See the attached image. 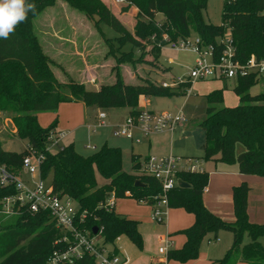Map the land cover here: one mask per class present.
I'll list each match as a JSON object with an SVG mask.
<instances>
[{
    "label": "trees",
    "instance_id": "trees-1",
    "mask_svg": "<svg viewBox=\"0 0 264 264\" xmlns=\"http://www.w3.org/2000/svg\"><path fill=\"white\" fill-rule=\"evenodd\" d=\"M222 24L206 22L204 13L208 0H128L142 18L134 33L116 17L103 0H26L35 5L27 18L18 23L8 38L0 37V113L8 116L15 127L14 135L28 141V146L45 155L41 174L59 196L74 199L83 218L82 225L90 231L100 230L106 244H114L122 236L138 248L144 242L139 222L116 213L119 199H135L147 205L161 193L155 179L130 174L123 169V152L119 147L105 144L90 156H83L74 144L57 152L48 151L49 138L56 132L57 119L47 128L38 120L40 113L57 112L60 104L83 102L98 110L128 108L130 115L139 112L140 101L150 97L187 96L193 86L190 78L183 79L175 88H165L150 79L139 84H126L117 74L113 85H103L98 90L84 85H71L70 94L61 93L63 85L57 80L51 61L35 31V20L48 8L63 2L95 23L113 28L117 40L134 48L145 50L146 41L156 35L150 53L159 60L166 42L163 34L172 40L199 36L206 44H217L218 39L231 30L238 56L242 60L251 55L264 57V0H223ZM158 15L164 17L158 23ZM145 18V19H143ZM261 81L255 76L239 79L234 92L240 98L236 107L224 105L227 87L214 90L206 96L207 117L200 123L205 132V161L237 164L243 175L264 177V94L252 96L250 91ZM244 150L238 152V146ZM28 154L4 150L0 144V165L19 174L23 159ZM196 159V158H193ZM133 169L139 166L133 156ZM97 172L107 180L99 186ZM179 177L190 188H177L170 193V208H183L195 215L194 225L181 231L187 237L184 246L168 254V260L189 262L200 256L201 245L206 237L217 238L222 231L233 235V242L224 257L213 264H264V224L252 223L248 215V199L251 188L247 183L234 187L233 207L235 221L228 222L209 210L203 201L208 187L209 174L180 173ZM140 181L143 186H136ZM16 193L14 187H0V202ZM115 196V206L105 207ZM1 208V206H0ZM6 223V224H5ZM246 235L249 243L245 244ZM62 236L56 221L48 212H22L19 216L2 218L0 221V264H46L58 248ZM75 264H95L94 258L85 256Z\"/></svg>",
    "mask_w": 264,
    "mask_h": 264
},
{
    "label": "rangeland",
    "instance_id": "rangeland-1",
    "mask_svg": "<svg viewBox=\"0 0 264 264\" xmlns=\"http://www.w3.org/2000/svg\"><path fill=\"white\" fill-rule=\"evenodd\" d=\"M103 1L128 30L134 33L138 21L142 19L139 16L138 9L128 3L121 4L117 0ZM223 5V0H208V6L204 13L207 23L218 26L222 24ZM156 20L158 23H162L164 17L158 15ZM34 26L41 45L50 58L53 73L63 85L60 91L67 95L70 94L71 85L82 84L87 89L92 90H98L103 85H113L118 78L117 74L122 82L126 84L136 85L143 79H150L157 84L166 82L169 85H173L180 79L189 78L196 60V55L191 50H178L172 46L163 47L161 58L157 60L150 53L152 44L157 40L156 35H153L149 41L144 42L146 46L145 50L134 48L130 44H124L123 41L117 40L119 34L110 26L104 23H95V20L87 18L63 2H59L56 6L45 10L35 20ZM230 35L231 30L228 28L225 36L229 37ZM224 84L225 82L219 81H194L193 88L187 96L150 97L148 104H146V109L156 113L182 111L185 114L189 122L185 126L177 127L173 133L167 131L152 134L148 137H143L140 144L125 137H117L114 132L118 126L124 124L128 117L126 110L119 109L108 117L107 124L104 126L94 127L91 124L88 125L86 120L85 123L79 126L75 124L71 128L60 129L61 132L71 131V136L63 141L62 146L72 141L75 144V149L83 156L92 155L105 144L119 147L123 152L124 171L138 175L143 174L141 165L148 155L157 157L203 158L205 154V132L200 127V123L207 117L208 103L206 95L214 87L224 88ZM234 84L233 80L228 81L225 100L226 104L236 102L238 106L240 99L234 92ZM250 94L252 96L264 94V80L253 87ZM62 104H65L63 113L68 121H78L79 117L86 118L84 117L86 115L85 108L89 109V114L98 111L96 108L87 107L83 103L79 104L78 102ZM141 107H144V101H140L139 108ZM99 113L107 114L108 111L100 110ZM48 118L49 116H44L41 120L42 126L45 128L55 121L47 125ZM14 133L15 127L12 120L0 113L1 146L4 150L21 153L26 150L28 141L20 139ZM85 145L95 146L97 150H88L85 148ZM58 149L55 148L53 151L56 152ZM243 150L244 147L239 145L238 152H242ZM134 155H141L137 157L139 166L135 170L133 169ZM224 165L238 168L237 164L202 161L203 170L209 174V189L211 186L210 177L216 171L222 172L221 168ZM24 177L27 178L28 174L25 173ZM249 178L251 185L248 184V186L253 188V192L249 197L251 199V212L253 215L251 221L264 224V177L256 176ZM97 180L99 186L107 183V180L98 172ZM207 194L203 193L204 203ZM115 210L120 215L132 214L135 216L134 218L142 221L143 249L138 248L125 236L120 237L115 242L120 253L132 264L135 262L147 264L144 259L148 254L154 248L158 253L159 248L166 246L167 241L174 242L170 235L177 228H180L179 226H186L187 223L184 219L192 216V213L185 209L180 210V208H177V210L172 211L169 209L165 221L161 223L154 219V209L151 205H145L143 202L139 203L137 200L131 198L117 200ZM228 237H230V234L226 231L223 232L220 242H214L213 247L217 245L224 246L228 242ZM262 243L264 244V238L262 239ZM112 247L113 245L110 244L109 248L111 249ZM206 247L207 244H204L203 248L205 251H207ZM171 251H175V248L173 247ZM162 257V255H159L160 259ZM163 258L166 259L165 264H187V262L184 263L176 260L169 261L168 256ZM200 258L199 256L196 260Z\"/></svg>",
    "mask_w": 264,
    "mask_h": 264
},
{
    "label": "built area",
    "instance_id": "built-area-1",
    "mask_svg": "<svg viewBox=\"0 0 264 264\" xmlns=\"http://www.w3.org/2000/svg\"><path fill=\"white\" fill-rule=\"evenodd\" d=\"M124 4L128 0H117ZM162 39L166 46H172L178 50H191L196 55L194 66L189 78L194 81H230L235 83L239 79L255 76L260 81L264 80V57L258 58L251 55L242 60L237 53L232 34L218 39L217 44H206L199 36H191L185 39L172 40L168 34H163ZM178 80L173 85L162 82L165 88H175ZM190 93V91L188 92ZM144 103L147 98L142 99ZM107 114L99 113L96 126L106 125ZM188 119L182 111L175 113H156L145 107L139 108L136 115H129L124 124L118 126L114 132L117 137H125L133 142L142 143L143 137L152 134L174 132L177 127L185 126ZM69 132L56 131L49 138L48 151L62 149L63 141ZM87 149L96 150L95 146H86ZM28 154L23 159L22 169L19 174L10 171L0 165V187L12 186L16 193L7 196L0 202V221L2 218L19 216L22 212L29 213L48 212L56 221L62 236L57 240V249L52 253L46 264H75L85 256L94 258L95 264H125L126 261L109 244L104 242L98 234L88 230L82 225V216L78 203L69 196H59L53 187L42 177L41 166L45 155L27 146ZM57 152V151H56ZM144 176L158 181L161 193L154 197L151 205L154 209V219L163 223L168 215L169 196L172 191L179 188L180 173H203L202 162L199 159L179 158L175 156L157 157L149 156L142 162ZM28 174V177L24 175ZM207 191V188L205 189ZM115 196L107 201L105 207L111 209L115 206ZM143 203H145L143 201ZM173 243L167 241L166 246L159 248V254L168 256V248ZM166 259L156 264H165Z\"/></svg>",
    "mask_w": 264,
    "mask_h": 264
},
{
    "label": "crops",
    "instance_id": "crops-1",
    "mask_svg": "<svg viewBox=\"0 0 264 264\" xmlns=\"http://www.w3.org/2000/svg\"><path fill=\"white\" fill-rule=\"evenodd\" d=\"M208 81H218V80H208ZM200 82H207V81H200ZM219 82H225L224 85H226V87L228 88V86H227L228 82L227 81H219ZM193 85H194V82H193ZM192 88H193V86H192ZM192 88H191V90H192ZM218 89H222V88L221 87H214V88H212V90L209 93H211L214 90H218ZM191 90H190V92H191ZM225 92H224V105L226 107H236L237 106L236 102L226 104ZM148 100H149V98H147V101L144 103V107L146 106V104H148ZM78 103L81 104L83 102H78ZM64 105L65 104H61L58 108V111L55 113H48V112L47 113H40L38 115V120H39L40 125L41 126L43 125L41 120H42V117H44V116H47V117L49 116L48 121H47L48 122L47 125H49V123H51L57 119L58 123H57L56 131H60V129L71 128L75 124H76V126H79L80 124L85 123L86 120H87L88 125L91 124L93 126L97 123L98 114H99L100 110L97 109L98 110L97 112L89 114V112H88L89 109L85 108L86 109V115L84 117H86V118L83 119V117L81 116L82 118L79 117L78 121H75V120L74 121H68L65 118V115L63 113V109L65 107ZM84 106H86V105L84 104ZM117 110H119V109H114V110L108 111L106 124H107L108 117L113 115L114 112H116ZM123 110L127 111L128 116L130 115V110L128 108H124ZM44 114H47V115H44ZM42 127H44V126H42ZM68 132H69V135H68V137H69V136H71V131H68ZM70 144H74V143L72 141H70L69 144L67 143L63 146H67ZM74 146H75V144H74ZM85 148H86V145H85ZM88 150H90V149H88ZM96 150H97V148H96ZM134 156L139 157L141 155H139V156L134 155ZM149 156L150 155L146 156L145 159L148 158ZM196 159H199L201 162L204 161L201 158H196ZM229 168H231V169H229ZM221 169H222V172L216 171L213 173L212 177H210L211 178L210 184L212 187L210 186V189H209V187H207V191H205L206 194L207 193L209 194V195L207 194L205 197V203H206L207 207H209V210L211 212L213 211V213L218 215L223 220H226L228 222H233V221H235L234 207H233V189H234V187H237L244 182L251 185V181H249L250 180L249 177H256V176H249V175L241 174L239 172V167L238 168L237 167H227L224 165V167H222ZM250 188H251V191L249 193V197H250V194H252V192H253V188L251 186H250ZM212 192H213V194H211ZM210 194H211V196H210ZM170 210L171 211L177 210V208H170ZM180 210H184V209L180 208ZM177 214L180 215L181 213H177ZM191 215L192 216L188 217V219H186V218L184 219L185 222L187 223L186 226H179L180 228H177L176 231L172 235H170V237L173 238L174 242H172L173 245L170 246L171 248L169 247L170 248L169 253L171 252V249L173 247L175 248V250H179L186 243L187 237L184 234H182L181 231H184V230H186V229H188L194 225L196 218H195L194 214H191ZM248 215H249V219L251 221V219L253 217L252 212H251V199H249V202H248ZM121 216L128 217L132 220L138 221L139 222V230L141 232V225H142L141 220L139 221L138 218L137 219L134 218L135 216H133L132 214L121 215ZM251 222L254 223L253 221H251ZM255 224H258V223H255ZM223 232H225V231L220 232L217 238L213 237V235H209L208 237H206L204 239L202 245H201V255H200L201 258L199 260L189 261V262H187V264H213L215 261L222 259L224 257V255L226 254V252L232 246V242H233V235L230 232L226 231L230 234V237H228V242L224 246L217 245V246L213 247L214 242H220V237H221V234ZM263 238H264V236L259 239L261 243H262ZM249 241H250V239L246 235L245 244L249 243ZM204 244H207V247H206L207 251H205L203 248ZM112 245H113V247L111 249H114L116 253L121 255V257L126 261L125 264H132V263H130V261L127 258H125L120 253V251L117 248V245L115 243ZM152 252L149 253L148 256L144 259V261H146L147 264H156V263H158V261L163 260V257L161 259L159 258L160 254L158 255L159 252L157 253L155 248L153 249ZM134 264H140V263L135 262ZM238 264H248V263L239 262Z\"/></svg>",
    "mask_w": 264,
    "mask_h": 264
},
{
    "label": "clouds",
    "instance_id": "clouds-1",
    "mask_svg": "<svg viewBox=\"0 0 264 264\" xmlns=\"http://www.w3.org/2000/svg\"><path fill=\"white\" fill-rule=\"evenodd\" d=\"M34 9L35 5L27 4L26 0H0V37L8 38L15 26Z\"/></svg>",
    "mask_w": 264,
    "mask_h": 264
},
{
    "label": "water",
    "instance_id": "water-1",
    "mask_svg": "<svg viewBox=\"0 0 264 264\" xmlns=\"http://www.w3.org/2000/svg\"><path fill=\"white\" fill-rule=\"evenodd\" d=\"M136 186H139V187H141V186H143V184L140 182V181H138L137 183H136ZM179 187L180 188H190V185L187 183V182H185V181H183V180H179ZM98 228L97 227H95L94 229H93V233L96 235V234H98Z\"/></svg>",
    "mask_w": 264,
    "mask_h": 264
}]
</instances>
